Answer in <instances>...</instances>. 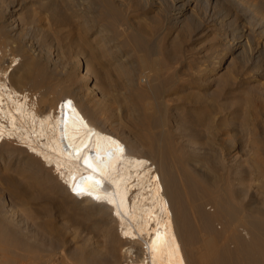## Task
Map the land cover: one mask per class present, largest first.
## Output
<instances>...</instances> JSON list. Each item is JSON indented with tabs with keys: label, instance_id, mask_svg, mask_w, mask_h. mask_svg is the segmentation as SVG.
Masks as SVG:
<instances>
[{
	"label": "bare ground",
	"instance_id": "obj_1",
	"mask_svg": "<svg viewBox=\"0 0 264 264\" xmlns=\"http://www.w3.org/2000/svg\"><path fill=\"white\" fill-rule=\"evenodd\" d=\"M48 1L60 18L69 20L73 16L81 22L84 33L94 34L95 42L93 38L86 41L92 58L98 59L99 46L111 63L119 61L116 65L124 70L121 88L128 92L129 112H137L138 122L143 123L139 129L149 131L139 137L148 141L150 152L138 154L130 141L121 139L117 127L122 125L117 121L105 127L95 119L81 93L74 95L77 101L70 95L55 100L52 92L57 84L56 70L50 72L49 66L55 69L56 61L48 58L47 65L27 56L16 26L3 22L0 180L7 181L8 204L11 206L15 200L28 215L32 211L29 198L54 195L50 186L60 187L71 205L78 207L80 222L89 229L101 228L105 214L117 223L122 264H264V210L251 202L244 206L237 199L230 170L227 173L220 169L215 99L193 91L188 86L189 78L182 83V77L169 73L168 67L164 71L157 56L151 54L152 46L140 37L133 39L131 50L126 51L123 42L106 38V31L94 25L93 11L90 19L83 11L79 14V6L89 0ZM25 3L19 0L18 8ZM199 3L203 11L197 15ZM169 8L171 12L165 16L169 23L197 19L195 27L215 33L221 30L220 36L235 42L232 49L248 47L254 64L264 59V0H171ZM27 13L31 21L46 16L35 8ZM17 53L22 58H17ZM129 62L140 67L133 68ZM109 82L114 83L112 78ZM180 84L188 86L181 94L174 89ZM170 86L174 99L185 105L181 112L176 107L177 112L172 114L178 127H183L182 140L168 130L167 108L159 96ZM251 165L254 174H264V157L253 155ZM107 252H93L86 258L79 256L78 250L75 254L82 257L81 264H87L111 259ZM27 256L32 264L42 260L39 255Z\"/></svg>",
	"mask_w": 264,
	"mask_h": 264
},
{
	"label": "rangeland",
	"instance_id": "obj_2",
	"mask_svg": "<svg viewBox=\"0 0 264 264\" xmlns=\"http://www.w3.org/2000/svg\"><path fill=\"white\" fill-rule=\"evenodd\" d=\"M25 1L27 3L24 7L22 4L18 8L19 0H0V24L8 22L16 26L17 32L22 35V43L26 44L27 56L40 59L47 65L48 58L56 61L55 69L49 66L50 72L56 70L54 80L57 84L52 92L55 100L70 95L77 101L74 95L81 93L87 109L95 119L105 127H110L117 121L122 125L117 127L121 139L130 141L138 154L150 152L148 141L142 138L144 136L139 137L149 131L139 129L143 123L138 122L137 112H129L126 100L128 92L121 88L124 70L116 65L119 61L111 63L110 56L104 55L105 49L102 50L99 46L96 48L97 52L100 50L98 59L92 58L86 41L94 39L95 42L94 34L90 31L84 33L81 22L73 16L69 20L60 18L58 10L49 8L51 1ZM169 2L171 0H89L88 3L78 5V11L81 10L79 14L83 11L88 19L92 16L96 18H93L94 25L106 31V38H115L117 43L123 42V51L131 50V41L140 37L152 46L151 54L157 56V61L164 71L165 67H168L169 73L182 77V83L183 79L189 78L188 86L194 88L190 90L201 91L205 98L211 96L210 98L215 99V123L220 133V151L216 153L219 155L217 157L220 169L227 173L230 170L233 188L238 190L237 199H241L244 206L251 202L264 210V174L260 177L259 174H254L251 165L253 155L264 157V59L261 58L258 64H254L248 47L232 49L235 42L220 36L221 30L215 33L206 31L202 26L195 27L197 19L193 21L185 18L181 24L169 23L165 20V16L171 12ZM196 7L195 13L200 15L203 6L199 3ZM32 8L38 9L46 16L43 14L44 17L39 21L27 19V12ZM8 9L11 11L7 12ZM66 12L68 14L70 11ZM127 29L129 30L126 31ZM114 53L115 56L118 55L117 51ZM17 54V58H22ZM130 64L133 68L140 67L136 62H129ZM111 78L114 83L110 85ZM188 86L175 85L174 89L181 94ZM172 87L161 91L159 96L167 108L168 130L176 135L174 138L182 140L183 127H178L179 124L173 120L172 114L177 110L181 112L185 105L181 100L174 99ZM203 111L205 110L197 112ZM6 182L0 180V264H32L27 260V255H39L42 260H37L36 264H81L80 258L83 256L87 257L93 252L106 254L108 250L111 259L87 264L124 262L120 257L122 248L117 223L110 216H103L104 225L98 230L89 229L87 224L80 222L78 207L72 206L70 198L56 185L49 188L54 195L29 198L28 207L32 211L27 215L15 200L13 201L16 206H13V201L11 206L8 204L10 199L5 193L8 185ZM3 203L6 204L5 207H2ZM76 250L82 257L77 258Z\"/></svg>",
	"mask_w": 264,
	"mask_h": 264
},
{
	"label": "snow or ice",
	"instance_id": "obj_3",
	"mask_svg": "<svg viewBox=\"0 0 264 264\" xmlns=\"http://www.w3.org/2000/svg\"><path fill=\"white\" fill-rule=\"evenodd\" d=\"M69 104L71 103V101L68 102Z\"/></svg>",
	"mask_w": 264,
	"mask_h": 264
}]
</instances>
